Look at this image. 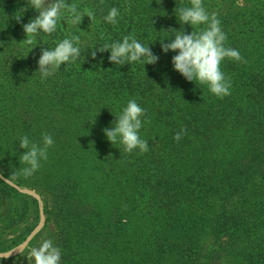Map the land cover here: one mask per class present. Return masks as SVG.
<instances>
[{
	"label": "trees",
	"instance_id": "16d2710c",
	"mask_svg": "<svg viewBox=\"0 0 264 264\" xmlns=\"http://www.w3.org/2000/svg\"><path fill=\"white\" fill-rule=\"evenodd\" d=\"M215 1L202 3L210 15L217 14L227 36L225 47L238 50L246 61H222L221 71L231 80V94L222 99L206 85L182 75L179 79L172 64L177 53L162 51L161 42L174 39L177 31L190 34L207 27L178 21L175 9L190 7V0H66L81 13L93 12L92 20L86 17L96 30V41L81 47L76 61L43 80L51 89L45 92L42 87L39 103L51 101L54 108L32 112L25 107L9 115V146L16 151V161L26 151L19 146L21 137L42 144V134L48 133L54 140L47 160H41L33 175L45 183L39 191L46 220L58 225L62 264H86L80 258L85 238L94 241L100 253L122 258L130 253L131 262L124 263L152 264L160 257L159 244L147 247V259L135 257L128 234H147L148 226L164 220L166 228L154 235L161 238L184 229L186 238L191 237L184 247L189 255H182L193 263L201 259L192 244L204 222L216 237L207 258L222 264L227 255L247 251L237 246L242 241L236 237L264 229V0ZM112 7L119 10L116 24L104 20ZM6 12L10 18V6ZM127 35L148 45L158 62L115 65L109 61L110 51H98ZM129 100L145 109L139 135L149 150L126 153L122 145V152L115 154L118 142L103 146L108 141L103 130L114 127L115 116ZM64 124L74 127L73 133L59 131ZM181 129L186 134L176 141ZM78 142H84V148L79 149ZM1 173L15 176L11 170L9 175ZM28 198L0 181V209L5 200H18L21 219L36 203ZM234 228L238 231L233 237ZM262 239L249 246L251 264H263Z\"/></svg>",
	"mask_w": 264,
	"mask_h": 264
},
{
	"label": "rangeland",
	"instance_id": "374dc122",
	"mask_svg": "<svg viewBox=\"0 0 264 264\" xmlns=\"http://www.w3.org/2000/svg\"><path fill=\"white\" fill-rule=\"evenodd\" d=\"M4 1L6 2L4 3ZM208 1L216 3L215 0ZM7 6H10V18H8L6 12ZM214 6L218 7L217 4ZM30 7L29 0H0V173L2 171L4 174L9 175V170H11L12 174H15V176L9 175L6 177L1 173L2 176L18 186L20 190L32 192L41 199L43 217L40 216L39 205L36 200L35 204L29 205L27 214L21 219L22 210L20 208V201L13 199L5 200V203L2 204V208L0 209V249H2L0 254L9 256L18 253L8 258H0V264H28V260L25 256L28 248L38 246L42 239H51L54 245L61 250V247L58 246V225L47 221L44 213L43 195L41 191H39V188L44 187V181L37 175H32L27 178H23V175H17L20 169L24 168L25 165L21 164L20 160L16 161L14 159L17 155L16 151H14L12 146H9L12 140V137L9 136V128L11 126V124H9V115L12 114L13 111H16V113L20 112L21 109L25 107H28L27 109L32 112L48 111V109L54 108V102L45 101L44 103H39L38 99L42 87L45 92L51 89L45 88L42 84L45 79H41V74L38 71V60L42 53V48L53 49L58 42L65 38H71L72 36H79L80 41L78 46L80 48L93 44L96 41V37H93L96 30L88 25L87 17L84 16L81 23L77 26L65 19L60 21V26L57 25V30L51 35L40 32L35 37L34 45L22 43L21 41L26 38L23 24H27L38 15L36 10ZM19 15L20 20L18 22L16 17ZM67 15V12H65V17H67ZM58 29L63 31L64 36H61ZM31 48L33 49L30 51ZM177 77L181 79V74L179 72ZM59 131L66 135H70L73 133L74 127L64 124L59 128ZM117 142V149L114 153L120 154L123 149L118 148L119 146L122 147V144L119 140ZM108 143L111 144L110 141H107V143L102 145L104 146ZM78 145L79 149L84 148V142H78ZM78 155L81 156L80 153H78ZM76 171L80 175L83 173L82 167H78ZM20 176L22 177V181L19 178ZM17 193L21 196H25V194L21 192ZM31 199L28 198L29 201ZM195 218L197 219L196 216ZM164 224L167 225V221L154 222L147 227V234H142L141 232L134 233L135 236L128 234L127 241L135 257L141 256L147 259V247L149 245L152 246L153 243H157L160 246L161 254L158 260L151 261L153 262L152 264H212L207 256L209 252L214 250L216 237L207 230L204 222L200 221V235L195 239L197 240L196 244H192V248L195 249L194 252H197L201 256L200 262L196 263H193L191 259L182 255L183 252L189 255V251H184V247L187 240L191 237L188 236V238H186L187 235L184 233V229L174 234H164L161 238L154 235L155 230L166 228ZM27 228H32V230L28 232L26 231ZM209 228L208 224V229ZM34 230V235L25 248L22 249L28 236ZM237 231L238 228H234L230 233H232L234 237ZM263 237L264 229H262L260 233L248 231L244 237H236L235 239L237 241H242L237 242V246L243 251L245 248H248L247 251L242 253L244 255H227L222 264H251L249 263L250 260H247L248 257H252L253 253L250 252L249 246L256 244L257 240H263ZM107 254L109 255L107 251L100 253L94 241L91 240V243H89L88 238L83 240L80 258L84 259L86 264H127L123 261L131 262L130 253H128L125 258L113 254L107 256ZM260 255L261 254H259V256ZM262 262L264 264V257L262 258Z\"/></svg>",
	"mask_w": 264,
	"mask_h": 264
},
{
	"label": "clouds",
	"instance_id": "9594fccd",
	"mask_svg": "<svg viewBox=\"0 0 264 264\" xmlns=\"http://www.w3.org/2000/svg\"><path fill=\"white\" fill-rule=\"evenodd\" d=\"M29 3L30 8L35 9L38 15L27 24H23L26 38L21 42L26 45H34L35 37L40 32L48 35L54 33L61 20L66 19L77 26L84 16L89 17L90 20L94 18L92 11L85 9L84 13H81L75 3L69 4L66 0H29ZM190 5V7L175 9L178 13V21L183 25L189 24L191 27L199 25H207V27L200 31H192L190 34L177 31L174 39L168 43L161 42L162 51L176 52L177 54L172 57L174 70L188 81L206 85L213 95L222 99L231 94V80L225 77L220 68L222 61L225 58L237 62L246 61L238 50L225 47L227 36L220 26L221 22L217 14L210 15L204 8L202 0H190ZM65 12L68 14L67 17ZM118 16L119 10L112 7L104 20L110 24H116ZM16 19L19 22L20 15ZM79 41V36H72L58 42L53 49L42 48L38 60L41 79L54 75L61 65L76 61L81 56ZM98 51L101 53L110 51L109 61L115 65L132 64L138 61H143L144 65L155 64L159 60L148 45L144 46L134 35L124 36L122 42L105 43ZM96 54V51L91 53L93 59ZM144 115L145 109L135 100H129L122 112L115 116L114 127L103 130L108 141L115 145L119 140L126 153H132L136 149H139L140 153L147 152L149 143L139 135V130L142 128L141 117ZM186 131L181 129L175 134L174 139L180 141ZM53 144L54 140L48 133L42 134V144L31 141L26 135L21 137L19 146L26 151L19 160L26 167L20 169L17 175L27 178L39 170L41 160H47L48 149ZM25 256L28 264H61V250L51 239H42L38 246L29 247Z\"/></svg>",
	"mask_w": 264,
	"mask_h": 264
},
{
	"label": "water",
	"instance_id": "95a60500",
	"mask_svg": "<svg viewBox=\"0 0 264 264\" xmlns=\"http://www.w3.org/2000/svg\"><path fill=\"white\" fill-rule=\"evenodd\" d=\"M0 180L2 182H4L6 185H8L9 187H11L14 190H16L17 192H21V193H23V194H25L27 196H31L33 199H35L37 201L38 205H39V213H40V216L43 217L42 202H41V199L36 194H34L32 192H26V191L20 190V188L18 186H16L14 183H12L11 181H9L5 177H3L1 173H0ZM34 233H35V230L30 233V235L28 236V238H27L26 242L24 243L22 249L25 248V246L27 245V243L29 242V240L32 238V236L34 235ZM16 254L9 255V256H4V255L0 254V258H3V257L8 258V257L14 256Z\"/></svg>",
	"mask_w": 264,
	"mask_h": 264
}]
</instances>
